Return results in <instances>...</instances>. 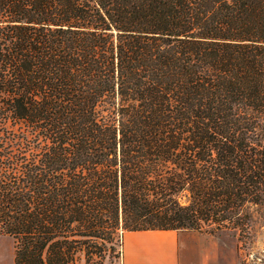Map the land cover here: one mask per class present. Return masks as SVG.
Returning a JSON list of instances; mask_svg holds the SVG:
<instances>
[{"label":"trees","instance_id":"1","mask_svg":"<svg viewBox=\"0 0 264 264\" xmlns=\"http://www.w3.org/2000/svg\"><path fill=\"white\" fill-rule=\"evenodd\" d=\"M263 204L264 0H0L14 264L120 231L245 234Z\"/></svg>","mask_w":264,"mask_h":264},{"label":"crops","instance_id":"2","mask_svg":"<svg viewBox=\"0 0 264 264\" xmlns=\"http://www.w3.org/2000/svg\"><path fill=\"white\" fill-rule=\"evenodd\" d=\"M13 246L12 238L0 235V264H14ZM235 254V241L219 235L181 230L125 231L120 264H219Z\"/></svg>","mask_w":264,"mask_h":264},{"label":"rangeland","instance_id":"3","mask_svg":"<svg viewBox=\"0 0 264 264\" xmlns=\"http://www.w3.org/2000/svg\"><path fill=\"white\" fill-rule=\"evenodd\" d=\"M250 211L252 219L247 233L238 234L237 231L219 230L212 234L219 235L224 240L235 241L236 244L235 257L229 256L219 264H264V204L254 206ZM122 233L120 231L115 237L112 249L92 253L89 259L84 252H78L73 264H120Z\"/></svg>","mask_w":264,"mask_h":264}]
</instances>
